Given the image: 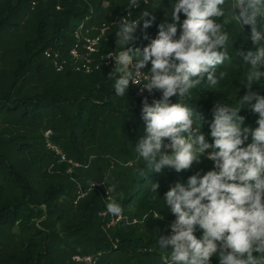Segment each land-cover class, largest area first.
<instances>
[{
  "label": "trees",
  "instance_id": "1",
  "mask_svg": "<svg viewBox=\"0 0 264 264\" xmlns=\"http://www.w3.org/2000/svg\"><path fill=\"white\" fill-rule=\"evenodd\" d=\"M127 3L0 0V264H80L73 259L76 255L92 256L96 264H165L157 243L169 235L170 222L176 217L163 202L164 194L176 183H186L189 176L209 171L208 160L180 172L168 168L151 172L135 145L146 135L144 99L152 104L162 93L138 96L129 87L124 97H118L114 83L119 74L109 76L114 68L88 74L78 71L69 56L76 44L75 32L89 15L102 11L98 23L118 24L129 12L140 18L147 7L146 2L140 9H128ZM170 4L171 0L148 4L156 19L147 30L141 25L134 47L147 46L166 17L172 22L167 16ZM233 11L239 13V9ZM185 18L181 13L177 37ZM117 24L103 41L102 52L122 50L115 35ZM29 25H34L33 33L28 32ZM226 30L235 38L229 49L231 60L219 70L228 75L216 89L202 82L192 90L191 100L185 101L201 123V131L208 133L209 143L213 142L214 106L221 101L232 103L237 89L239 95L249 91L239 79L249 65L237 53L253 50L252 41L246 39L250 26H244L243 32L234 24ZM145 31L148 39H144ZM48 51L67 62L62 71H56ZM251 90L264 95V85L253 84ZM180 102L176 96L170 98V103ZM240 115L242 127L258 126V114L250 107ZM48 130L65 158L47 148ZM165 142L170 143L167 138ZM70 161L79 166L73 168ZM95 182H102V191L88 194L87 187ZM153 183L160 185L158 193L151 191ZM104 188L113 190L123 209L122 221L108 229L109 218L100 216L106 208ZM81 191L86 198L78 199ZM154 210L160 211L162 220L142 219ZM201 234L196 233L198 238ZM210 264H219L218 258H210Z\"/></svg>",
  "mask_w": 264,
  "mask_h": 264
},
{
  "label": "clouds",
  "instance_id": "2",
  "mask_svg": "<svg viewBox=\"0 0 264 264\" xmlns=\"http://www.w3.org/2000/svg\"><path fill=\"white\" fill-rule=\"evenodd\" d=\"M146 2L128 0L125 7L140 8ZM149 9L138 19L126 16L117 24L115 35L122 50L115 53L114 72L109 74H119L114 83L118 97L127 94L130 82H144L149 94L162 93L152 104L147 98L143 101L146 135L135 145V152L151 172L187 170L201 157L213 161L211 170L189 176L186 183L178 182L164 194L163 202L176 219L172 234L157 243L162 259L165 264H210L212 257L219 264H264V95L251 90L253 84L264 85V0H171L167 16L172 22L166 17L158 25L157 36L141 50L134 47L135 34L141 25L147 30L154 23L156 17ZM181 13L186 18L177 37ZM233 24L242 32L250 26L246 39L252 41L253 50L237 53L249 65L239 73L249 91L239 95L237 89L232 103L221 101L214 106L213 142L209 143L208 133L201 131V123L185 101L191 100L192 90L202 82L216 89L228 75L219 69L231 60L229 49L235 37L226 28ZM144 39H148L146 31ZM149 63L150 73H146ZM173 96L181 102L170 103ZM245 107L258 114L257 127H242L240 112ZM159 187L153 183L151 191L158 193ZM106 209L117 218L123 212L115 199ZM152 215L160 218V211ZM197 231L202 232L199 238Z\"/></svg>",
  "mask_w": 264,
  "mask_h": 264
},
{
  "label": "built area",
  "instance_id": "3",
  "mask_svg": "<svg viewBox=\"0 0 264 264\" xmlns=\"http://www.w3.org/2000/svg\"><path fill=\"white\" fill-rule=\"evenodd\" d=\"M80 28L81 27H79V29L75 32L76 44L71 49L70 55H69L70 61L74 64L75 68L78 71H83L88 74L94 71H99L103 68H115L114 55L116 52H119L120 50H114L108 53H102L101 51L103 41L107 40L106 35L111 29L110 26H108L107 24H104L98 36L92 39H85L84 41L81 40V35H80L81 29ZM109 53H113V57H109L108 55ZM47 57L52 58L54 60V67L56 68V71L58 72L62 71L65 64L67 63L66 61L61 62L60 54L58 53H56L55 56H53L51 51H48ZM143 71L146 73H150L147 67H145ZM143 83L144 82H141L140 85H134L130 82L129 87L138 96H145L149 93L147 90L144 89ZM154 91H158V90H153V92ZM52 135H53V132L51 130H48L45 133V136L47 139V148L55 152L57 155L63 156L65 158V154H63L62 150H60V148L51 140ZM74 166L78 167L79 165L75 163ZM85 195L86 193L81 191V195L79 196L78 199L83 198ZM121 221H122V217L116 218L114 221V224H116L117 226ZM174 222L175 220L170 222V226H169L170 229H171V225ZM73 259L74 261L80 264H96V259H94L92 256L76 255L73 257Z\"/></svg>",
  "mask_w": 264,
  "mask_h": 264
},
{
  "label": "rangeland",
  "instance_id": "4",
  "mask_svg": "<svg viewBox=\"0 0 264 264\" xmlns=\"http://www.w3.org/2000/svg\"><path fill=\"white\" fill-rule=\"evenodd\" d=\"M119 1H121V0H119ZM155 1H157L158 3H160V0H155ZM149 3H152V0H147V7H146V9L148 8V4ZM108 2H105L104 3V7L105 8H109V6H108ZM142 7V6H141ZM140 7V8H141ZM32 8H35V4H33L32 5ZM140 8H135L134 7V9H140ZM101 13H102V11L101 12H96L94 15H92V16H90L89 15V17L86 19V22H83L81 25H80V29H81V32H80V35H81V40L82 41H84L85 39H92V38H94V37H96V36H98L99 34H100V32H101V30H102V28H103V25L104 24H107L108 26H110V31L107 33V35H106V37H107V39H108V36H109V34H110V32L112 31V29L116 26V24H117V22H113L114 24H108V23H106V22H97V20H99L100 19V15H101ZM128 18H133V16H132V14L131 15H128ZM29 19H33V17L31 16ZM89 20H93V21H89ZM30 24H33V21L30 23ZM83 26V27H82ZM28 32H30V33H33L34 32V25H29V27H28ZM101 51H103V49L101 50ZM102 53H105V52H102ZM149 71H150V68L148 69ZM208 160V159H207ZM204 161H206V158L205 157H201L200 158V163L201 164H204ZM70 164L72 165V167L73 168H77V167H75L74 166V164H75V162H73V161H70ZM206 167H208V169L210 168V170L212 169V167H213V162H211L210 160H208V163H207V165H205ZM102 186L103 187V184H102V182H95V183H93V184H91V186L90 187H87V192H88V194L91 192V191H94V190H98V189H100L101 190V188H100V186ZM105 190H107L106 192H104V195H105V198H103V200H104V204H105V207H106V204L110 201V200H112V199H115V198H113V196H114V193H113V190L112 189H109V188H104ZM102 191V190H101ZM87 196V195H86ZM86 196L84 197V198H86ZM89 196V195H88ZM83 198V199H84ZM116 200V199H115ZM100 216H101V218H103L104 220H105V218L106 217H108L109 218V223H106V225H105V227L108 229V228H111V227H115L116 226V224H114V221H115V219L117 218V217H115V216H113V215H111V214H109L108 212H107V209L105 208V209H102V211L100 212ZM151 216H152V223H155L157 220H162L163 218H162V215H161V213H160V218H155L152 214L150 215V216H147V215H144V217L142 218L143 220H145L147 217H148V219L147 220H150L151 219ZM120 217H122V219H123V216L121 215ZM137 220H140V221H142L140 218H138ZM136 220V221H137ZM168 229V228H167ZM172 233H171V231H170V233H169V235H171ZM104 260V259H103Z\"/></svg>",
  "mask_w": 264,
  "mask_h": 264
}]
</instances>
